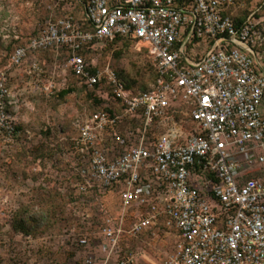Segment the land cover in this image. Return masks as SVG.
I'll list each match as a JSON object with an SVG mask.
<instances>
[{
  "label": "built area",
  "instance_id": "1",
  "mask_svg": "<svg viewBox=\"0 0 264 264\" xmlns=\"http://www.w3.org/2000/svg\"><path fill=\"white\" fill-rule=\"evenodd\" d=\"M52 1L69 12L48 18L10 54L11 66L65 48L72 72L122 107L90 114L72 141L74 186L99 198L117 190L123 209L118 226L108 217L102 229L106 254L81 264H131L111 259L123 233L160 225L176 233L164 264H264V55L255 12L237 24L227 13L236 0ZM119 36L147 47L158 72L149 89L128 87L109 63L82 54ZM30 67L40 71L37 61ZM10 96L2 72L0 139L17 133ZM179 104L192 132L168 127ZM124 117L139 122L137 131L121 133ZM151 131L161 132L149 141Z\"/></svg>",
  "mask_w": 264,
  "mask_h": 264
},
{
  "label": "rangeland",
  "instance_id": "2",
  "mask_svg": "<svg viewBox=\"0 0 264 264\" xmlns=\"http://www.w3.org/2000/svg\"><path fill=\"white\" fill-rule=\"evenodd\" d=\"M229 10L239 20L255 12L264 32V0H236ZM65 11L69 9L64 10V4L54 6L52 0H0V74L8 77L9 109L17 129L13 138L0 139V264H81L86 257L99 259L107 244L102 235L106 219L118 226L122 215L117 190L99 198L74 186L77 161L72 141L79 123L91 113L114 108L103 98L105 89L92 91L74 76L65 48L30 57L20 66H11L9 60L48 18L61 17ZM80 11L78 7V15ZM89 55L88 61L109 63L135 90L148 89L154 82L143 44L108 41L97 44ZM34 61L40 71L30 73ZM172 114L168 127L193 131L185 105ZM119 125L126 135L137 131L139 122L124 117ZM159 132L151 131L146 138L151 141ZM133 220L128 213L123 227ZM175 242V230L161 226L149 234L123 233L111 259L128 256L131 264H164Z\"/></svg>",
  "mask_w": 264,
  "mask_h": 264
},
{
  "label": "trees",
  "instance_id": "3",
  "mask_svg": "<svg viewBox=\"0 0 264 264\" xmlns=\"http://www.w3.org/2000/svg\"><path fill=\"white\" fill-rule=\"evenodd\" d=\"M228 14H231V10H229L228 12H227ZM234 16V15H233ZM240 18H238V17H235V21H236V23L237 24H240L241 22H242V20L243 19H241V20H239ZM260 30V29H259ZM37 33V32H36ZM35 33V34H36ZM260 33H261V41H260V44H259V46H258V48L262 51V53H264V32L263 31H261L260 30ZM117 40H129V41H132V42H135V41H133V40H131V39H129V38H124V37H116L114 40H112V41H110V43H113V42H115V41H117ZM135 43H137V42H135ZM109 44V43H108ZM20 46H23V45H20ZM20 46H18V47H20ZM17 48V47H16ZM15 48V49H16ZM15 49L12 51V52H14L15 51ZM92 51V49L91 50H89V51H83L82 52V54L86 57V58H91L90 57V55H89V52H91ZM11 52V53H12ZM88 60V59H87ZM89 62H91V61H89ZM152 63V62H151ZM106 65V64H105ZM153 65V64H152ZM98 66L99 67H102V66H104V64H98ZM113 68V67H112ZM153 69H154V72H155V78H154V82L153 83H155V81H156V79H157V77H158V72H157V69L154 67V65H153ZM115 70V69H114ZM116 71V70H115ZM117 72V71H116ZM118 73V72H117ZM74 74V73H73ZM118 75L127 83V85H128V87H130V88H132V89H134L119 73H118ZM74 76L75 77H77L78 79H80V80H82L80 77H78V76H76L75 74H74ZM87 86V85H86ZM88 87V86H87ZM107 87V86H106ZM89 89H91L92 91H101L102 89H100V87H98V86H95V87H93V88H90V87H88ZM150 88V87H149ZM148 88V89H149ZM105 89V88H104ZM106 90V89H105ZM135 90V89H134ZM145 90H147V89H145ZM104 98V97H103ZM111 101H112V103H113V105H114V108L113 107H110V108H108V107H105V109L106 110H108L109 112H111V113H121L122 112V107H120V105H119V102L118 101H116V100H114L112 97H110L109 98ZM108 99V100H109ZM10 100V99H9ZM12 103V102H11ZM10 103V104H11ZM9 104V105H10ZM179 106H184V105H180L179 104ZM101 109V108H100ZM99 109V110H100ZM10 110V109H9ZM96 111H98V110H96ZM95 111V112H96ZM92 114V113H91ZM127 120H131L132 122H135V120L134 119H131V118H128V117H125ZM121 124V123H120ZM138 129V128H137ZM119 130H120V125H119ZM135 132V131H134ZM123 134V133H122ZM123 135H125V134H123ZM112 145H115V143H110L109 145H107V149H108V147H110V146H112ZM75 178V180L77 181L78 179H79V177L78 176H75L74 177ZM163 229H167L166 227H164V226H162V225H160ZM153 229H155V228H153ZM153 229L152 230H148V231H146V232H144L143 234H149V233H152L153 232ZM143 234H141V235H143Z\"/></svg>",
  "mask_w": 264,
  "mask_h": 264
},
{
  "label": "crops",
  "instance_id": "4",
  "mask_svg": "<svg viewBox=\"0 0 264 264\" xmlns=\"http://www.w3.org/2000/svg\"><path fill=\"white\" fill-rule=\"evenodd\" d=\"M263 110H264V107H263ZM192 123V122H191Z\"/></svg>",
  "mask_w": 264,
  "mask_h": 264
}]
</instances>
